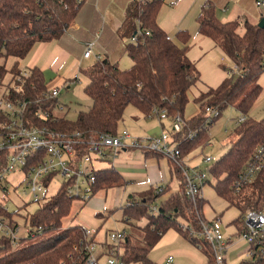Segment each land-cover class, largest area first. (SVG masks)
Wrapping results in <instances>:
<instances>
[{"label":"trees","instance_id":"obj_1","mask_svg":"<svg viewBox=\"0 0 264 264\" xmlns=\"http://www.w3.org/2000/svg\"><path fill=\"white\" fill-rule=\"evenodd\" d=\"M83 1L0 0V58L4 59L0 62V82L14 78L21 68L19 60L26 57L35 43L61 36L73 23ZM161 4L162 0H133L128 5L127 15L130 19L125 22L122 33L129 38L135 35V40L129 39L124 46L132 61L131 65L121 68L106 58H98L81 68L88 78L83 90L91 100L90 105L85 110H79L76 118L70 120L54 115L51 112L53 100L45 99L42 106H47L50 113L43 120L44 123L63 132L77 130L87 137L97 133L115 134L128 104H133L145 115L157 108L165 109L170 117L177 113L183 116L188 101L187 91L198 82L200 72L186 53L189 32L185 29L178 30L174 40L166 38L168 34L158 25L156 18ZM196 21L198 32L210 37L235 63L237 70L236 73H229V67H224L227 75L220 84L207 87L194 96L198 112L188 119L184 118L181 130L172 133V137L178 140L181 154L185 156L191 144L217 119L221 110L229 104H236L245 118L236 123L231 130L234 135L226 142V149L207 170L215 178V190L242 211L253 206L254 198L261 196L255 190L256 183L238 193L232 190L231 183L257 143L264 140V117L256 119L246 115L261 89L256 80L264 70V26L259 27L247 20H220L215 7L210 3L201 6ZM240 26L243 27L242 32L239 31ZM8 57L14 59L10 67L5 65ZM47 87L42 71L39 67L32 66L21 84L19 96L36 98ZM206 106L215 108L217 114L209 115L205 112ZM196 127L201 129L196 138H186V133ZM84 147L85 144L80 148L81 153L84 152ZM5 153L0 150V165L5 161ZM174 170L181 174L178 167L174 166ZM95 172L93 194L99 188L124 184L112 166L98 168ZM180 182L182 183V179ZM163 191L154 193L152 186L142 191L138 200L128 195L127 199L133 202L131 205H123L124 214L127 217L144 214L149 219L142 226L143 234L139 241L134 242L130 234H125L116 254L125 264H154L147 253L161 235L173 227L185 237L178 222L197 219L196 211L202 208L203 198L193 207L181 193H171L160 199L158 212L155 215L149 214V201ZM179 194L182 195L188 212L183 211ZM71 202L72 198L59 186L30 215L29 224L41 226V233L61 228V220L70 212ZM179 216L183 219L179 220ZM85 231L83 226L74 224L61 228L53 236L9 251L11 245L2 238L0 250L8 252L0 255V264H84L85 247L94 241L93 236H88ZM107 247L110 248L111 245L108 244ZM200 250L205 253V264H212L207 246L201 245ZM238 264L252 263L242 260Z\"/></svg>","mask_w":264,"mask_h":264},{"label":"built area","instance_id":"obj_2","mask_svg":"<svg viewBox=\"0 0 264 264\" xmlns=\"http://www.w3.org/2000/svg\"><path fill=\"white\" fill-rule=\"evenodd\" d=\"M255 5L264 8V0H255ZM166 38L171 37L167 35ZM130 40H135V35H131ZM91 50V44H88L83 56H88ZM236 70L237 66L233 63L228 72L236 73ZM28 74L29 68L21 66L14 78L0 82V150L6 152L5 161L0 165V189L3 191L8 189L6 183L8 173L20 170L23 173L22 192L29 193L35 200L39 199L40 191L45 192L51 179L58 176L59 186H62L68 197L87 201L92 197L96 183L93 160L113 158L117 148H136L158 153L179 168L182 175V194L193 207H196L198 201L203 198L201 189L207 182V167L188 164L181 154L178 140L172 137V133L181 130L184 122L183 116L179 113L170 117L165 109L153 108L147 116L156 115L158 120H168V128L144 137L133 136L126 129L115 134L97 133L87 137L77 130L71 132L55 130L43 122L50 112L47 106L44 108L42 105L45 99H52V107L62 108L55 100L59 87H47L44 93L36 98L20 97L21 84ZM77 75L76 73L75 77ZM13 93L14 95H10ZM205 110L209 115H216L218 112L209 106H206ZM244 118L245 116L241 115L235 122ZM199 130L201 129L198 127L190 129L186 133V138L194 140ZM83 144L84 152L81 153L80 148ZM205 144L210 146L211 142L207 141ZM201 160L209 163L212 158L210 155H204ZM253 183L257 184L255 190L260 192L261 196L254 198L253 206L241 211L242 228L239 232L240 238L246 242L243 251H246L248 257L243 260L252 264H264V140L257 143L251 156L239 168L231 188L238 193ZM164 188V183L155 184L153 192L159 193ZM132 202L126 199L124 205H131ZM147 212L155 215L158 206L149 203ZM14 213L16 212L9 211L0 201V239L3 238L12 245L42 232V227L30 225L26 216L24 234H19L21 227ZM196 218L195 221L184 219L178 222L185 237L194 242L199 250L201 245H206L212 257V264H228L226 253L233 240L232 234L224 233L218 216L207 219L201 210H198ZM85 232L88 234L87 230ZM124 236L125 233L121 231L110 232V237L116 244L106 249L105 264H125L116 255ZM85 250L84 264H100L95 253L94 241L89 242ZM172 261L173 256L168 254L164 264Z\"/></svg>","mask_w":264,"mask_h":264},{"label":"rangeland","instance_id":"obj_3","mask_svg":"<svg viewBox=\"0 0 264 264\" xmlns=\"http://www.w3.org/2000/svg\"><path fill=\"white\" fill-rule=\"evenodd\" d=\"M85 3H87V0ZM81 4L83 5L84 3L82 2ZM255 7L258 8L256 5ZM258 10L261 14L260 17H264V10L261 8H258ZM77 13L78 11L76 12V15ZM242 29L243 27L240 26L239 31ZM193 42H195V39ZM193 48L198 55H201L196 42L195 45H193ZM122 59L130 61V57L127 55H123ZM25 60V58L20 59L19 65L23 66L25 64ZM3 61L4 59L1 57L0 62ZM13 61V57H8L5 60V65L10 67ZM198 62L200 79L187 91L188 101L185 105L184 115L188 117H191L193 114H195L198 108V103L193 100L194 96H196L200 91L205 90L207 87H216L218 84H220V82L227 75L226 69L224 67L232 66V61L227 56H220V54H212L208 58L203 57ZM121 64L122 63H120L119 66H122ZM85 67V64L81 66V68ZM260 74V82L257 79L256 83L259 82L258 84L263 87V92L260 93V95L254 101L252 107L246 113L247 116L256 119L264 117V70ZM53 78L54 76L49 74L44 76L45 83L48 87H59V92L56 95L55 100L57 104L62 105V108H58L57 106L51 107L52 113L56 116H64L70 120L75 119L77 112L79 110H85L91 103L90 98L84 93L83 90L84 85L88 81L87 76L82 72V70H79L77 77L74 75L72 79H68L69 82L67 84L63 85H56L55 83L51 82ZM141 113L142 112L133 104H128L124 109L123 118L118 123L117 131L120 132L123 129H126L136 137H144L152 133H160L161 130L158 126L157 116H147L143 114L146 117L144 118ZM241 115L242 113L236 107V104H229L224 107L217 119L211 124L215 125L218 122L220 123L218 131H215L214 135H210L212 137H210L209 141L212 145L204 147L203 150L201 148L202 141L208 136L209 133L205 130L203 134H201L189 147L186 155L184 156L185 161L190 165H198L201 161L200 166L202 168L208 167L226 149V142L234 135L231 130L236 125V119ZM136 117H140V120H137ZM144 127L149 128L145 131H142V128ZM224 127L227 128V131H224ZM204 155H210L212 158L211 162H202L201 159ZM111 159L112 157H109L108 160L94 159L92 164L96 169L102 168L105 164L110 166ZM22 177L23 173L20 170H14L13 172L8 173L6 176L8 189L6 191L0 189V201L8 207L9 211L16 212L14 213V217L21 227L19 231V234L21 235L24 234L23 227L25 226V217H28L27 222H29V217L34 212V210L41 206L44 201L50 198L60 185V178L58 176L52 178L47 185L45 192L40 191L39 199L35 200L29 193L22 192ZM214 183L215 178L208 173L207 182L201 189L203 203L200 210L207 219L218 216L224 233L232 234L233 240L226 253V262L228 264H238L240 261L248 257L246 251H243L246 246V242L240 238L241 234L239 232L242 228V222L240 221L241 211L236 204H230L227 199L222 197L215 190ZM118 186L121 185L114 184L108 187L99 188L94 193V196L92 195L93 198L89 201H83L77 197L73 198L70 212L61 220V228L79 224L87 230L88 236H93L96 245L95 253L100 264H105L106 253H102L101 251L98 253L97 250L103 246H105L104 248L107 249L108 244H116V241L111 239L110 232L121 231L124 233H130L132 240L137 242L140 240V237L143 234L142 226L149 219V216L144 214L127 217L123 211V205L126 203L128 195H130V198L132 197L138 200L140 198L141 192L145 190V187H139V185L131 184H126L125 187L121 186L120 188ZM166 195L167 191H164L160 193L158 197L150 200L149 203L159 206V199L164 198ZM179 198L183 205V211L188 212L189 209L183 202L181 194H179ZM178 218L179 220L183 219V217L180 216ZM61 228L39 233L32 237H27L20 242L12 244L8 251L21 248L46 237L53 236L59 232ZM175 242H184L187 245L185 244V246L180 247L184 250V257L182 261H178L176 257L170 264H195L194 262H196L197 259H201L206 262L205 253L199 250L173 227L168 228L163 233L156 245L149 250L147 257L152 260L154 264H164V262H159L160 258H163L165 254L169 252L168 250L172 249L169 248V244H174ZM8 251L2 249L0 250V255Z\"/></svg>","mask_w":264,"mask_h":264},{"label":"crops","instance_id":"obj_4","mask_svg":"<svg viewBox=\"0 0 264 264\" xmlns=\"http://www.w3.org/2000/svg\"><path fill=\"white\" fill-rule=\"evenodd\" d=\"M85 1H83V5L80 4L78 7V13L75 15L71 26L61 36L49 41L35 43L26 55L23 66L27 68L37 66L44 76L47 74L54 76L51 82L56 85H63L67 84L68 79H72L76 73L78 74L83 64L87 67L98 58H106L118 66L122 63V66H119L121 68L131 65V59L130 61L122 59L123 55H127L124 46L130 39L128 36H124L122 32L125 22L130 19L127 15V7L133 0H87V3ZM209 3L215 7L217 17L223 21L239 19L240 21L247 20L250 23L257 24L261 18L258 8L264 10L262 7H255V0H162L156 18L158 25L174 40H176L175 34L178 30L185 29L189 32L190 37L187 41L186 53L197 68L198 61L203 57L208 58L212 54L227 56L210 37L198 32L196 16L201 6ZM242 31L243 29L240 32ZM194 39L201 55L194 51ZM88 44H91L92 50L88 56H83V51ZM260 75L257 78L259 82ZM260 87L259 95L263 92V87L261 85ZM198 110L199 108H197L196 113ZM141 114L146 118L143 113ZM183 118L188 119L190 117L185 116L183 113ZM136 119L140 120V117H136ZM168 124L169 122L166 119L158 120L160 130L167 129ZM219 127L220 123L218 122L207 128L208 138L206 137L202 141V150L208 146L205 143L212 137L210 135H214ZM148 128L144 127L142 131ZM224 131H227L226 127H224ZM110 161V166L118 172L124 181V184L121 185L123 187L126 184H131L139 185V187L144 186V189L147 190L155 184L164 183V191H167L164 198L171 193L181 192L182 194L181 174L174 170L173 164L166 157L158 153H148L136 148H117L114 151V157ZM199 164H201V161ZM110 166L103 165V167ZM185 244L184 242L170 243L169 248L172 249L168 250L169 252L163 258H160L159 262L163 263L168 254L173 256V261L176 257L178 261H182L184 250L180 247L185 246ZM104 247L98 249L97 252L106 253ZM194 263L205 264L206 262L197 259Z\"/></svg>","mask_w":264,"mask_h":264},{"label":"water","instance_id":"obj_5","mask_svg":"<svg viewBox=\"0 0 264 264\" xmlns=\"http://www.w3.org/2000/svg\"><path fill=\"white\" fill-rule=\"evenodd\" d=\"M257 25H258L259 27H263V26H264V17H261V18L259 19V21L257 22Z\"/></svg>","mask_w":264,"mask_h":264}]
</instances>
